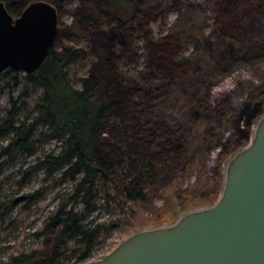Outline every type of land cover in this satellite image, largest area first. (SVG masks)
Returning a JSON list of instances; mask_svg holds the SVG:
<instances>
[{"label":"rangeland","instance_id":"374dc122","mask_svg":"<svg viewBox=\"0 0 264 264\" xmlns=\"http://www.w3.org/2000/svg\"><path fill=\"white\" fill-rule=\"evenodd\" d=\"M132 2L122 27L115 30L108 25L107 16L96 11L93 0H61L55 47L80 53L73 67L82 78L95 70L101 52L109 55L117 50L121 56L108 73L110 85L103 93L118 97L129 92L133 101L128 103L119 129L102 134L103 140L116 147L118 163L111 172L115 185L121 187L135 175L129 157L140 167L148 154L172 151L166 173L153 174L138 203L143 218L150 221L161 214L173 193H186L189 200L196 194L208 195L219 182L223 184L228 160L250 144L264 110V0ZM20 3L15 1L16 6ZM90 17L95 20L89 21ZM148 44L165 53L152 56ZM153 57L168 62L166 72L154 68ZM5 83L9 86L0 91V115L9 107V89L13 88L14 97L20 90V84L12 86L10 76L2 79L0 87ZM19 107L23 111L21 104ZM45 132L44 125L36 126L33 137L39 138L33 153L10 147L0 156L1 200H15L35 189L42 192L35 201L23 197L13 202L0 221V258L5 260L30 246L32 232L64 202L62 198L72 186L67 179L56 180L61 170L50 177L43 169L25 174L45 153L60 150V140ZM11 135L0 136V149ZM67 206L78 211L83 208L73 201ZM107 216L98 205L87 219L98 222ZM157 225L145 224L136 230ZM136 230L124 234L122 227L114 225L86 261L102 257ZM70 262L82 264L85 260L72 257Z\"/></svg>","mask_w":264,"mask_h":264},{"label":"trees","instance_id":"16d2710c","mask_svg":"<svg viewBox=\"0 0 264 264\" xmlns=\"http://www.w3.org/2000/svg\"><path fill=\"white\" fill-rule=\"evenodd\" d=\"M3 1L8 12L16 16L33 0H19L22 3L17 6L15 1L18 0ZM45 1L57 8L61 3V0ZM93 3L96 11L106 15L108 25L115 30H120L122 20L129 15L133 6L132 0H106L105 4L103 0H93ZM88 20L93 21L95 18L90 17ZM57 37L58 31L48 55L34 72L22 74L10 68L0 72V83L3 78L10 76L12 86L20 84L16 97L13 96V88L9 89V107L0 115V136L12 134L8 144L1 147L0 156L6 155L10 147L33 153L35 140L39 138L33 137L35 128L42 124L48 131L45 133L60 140V150L57 153H45L44 157L25 169V174L43 169L50 177L61 170L56 180L67 179L72 182V186L62 198L64 202L44 217L40 227L32 232L34 240L30 246L17 254H11L6 260L0 258V264H71L72 257L76 261H86L91 257L96 243L114 225L122 227L125 234L145 224L155 223L159 226L172 222L187 211L213 204L222 189V186L219 188L220 184L223 185L221 181L208 195L196 194L189 200L184 195L186 193H173L169 202L161 207V214L157 218L155 214L152 220L146 221L138 203L144 199L145 186L153 179V174L166 173L172 151L161 150L148 154L149 157L142 159L140 167L135 158L129 157L130 169L135 171V175L121 187L116 186L111 177L112 169L118 163L114 154L116 147L103 140L102 134L119 129L126 115V107L133 101L129 99V92L118 97L103 93L110 85V81L107 83L108 73L117 67L121 56L117 50H112L109 55L103 51L92 74L86 78L78 77L73 63L80 53L56 49ZM147 48L152 56L158 52L165 53V50H157L149 47V44ZM253 52H258V49ZM153 59L154 68L159 72L167 71V61L159 57ZM111 85L113 87L114 84L111 82ZM1 86L0 91H3L9 85L5 83ZM2 164L0 160V168ZM1 184L0 178V190ZM41 194L40 189H35L24 197L35 201ZM72 201L83 205L82 210L67 206ZM13 202L0 199V221ZM98 205L107 211L108 216L98 222L87 219V214Z\"/></svg>","mask_w":264,"mask_h":264},{"label":"water","instance_id":"95a60500","mask_svg":"<svg viewBox=\"0 0 264 264\" xmlns=\"http://www.w3.org/2000/svg\"><path fill=\"white\" fill-rule=\"evenodd\" d=\"M57 27L58 8L51 2L30 1L13 16L0 0V72L37 70ZM82 264H264V110L250 144L228 160L216 202L169 225L136 230Z\"/></svg>","mask_w":264,"mask_h":264}]
</instances>
